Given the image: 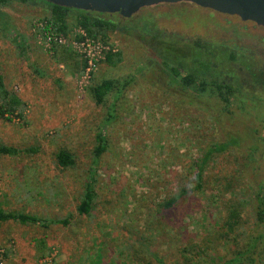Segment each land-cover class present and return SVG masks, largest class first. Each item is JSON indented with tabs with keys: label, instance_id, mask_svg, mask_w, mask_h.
<instances>
[{
	"label": "rangeland",
	"instance_id": "obj_1",
	"mask_svg": "<svg viewBox=\"0 0 264 264\" xmlns=\"http://www.w3.org/2000/svg\"><path fill=\"white\" fill-rule=\"evenodd\" d=\"M39 1L0 4V73L23 103L22 118L0 117V144L16 151L0 154V207L70 217L47 230L1 223L0 264H41L49 253L53 264H217L226 201L241 199L244 227L255 220V193L264 196V89L250 77L264 72V27L188 2L160 3L128 18L112 13L122 29L108 43L121 60L101 61L80 90L81 58L69 48L51 52L35 44L32 23L48 13ZM163 41L173 53L160 49ZM195 41L235 48L240 58L227 67L238 90L225 109L206 93L187 103L158 64L155 49L189 61ZM104 78L128 84L96 105L88 89ZM99 131L105 146L95 157ZM224 141L229 146L212 155L193 191L194 163L204 148ZM59 150L72 155V165L57 163ZM88 177L93 200L83 215L75 206ZM181 188L187 192L161 210ZM192 245L203 252L190 255Z\"/></svg>",
	"mask_w": 264,
	"mask_h": 264
},
{
	"label": "trees",
	"instance_id": "obj_2",
	"mask_svg": "<svg viewBox=\"0 0 264 264\" xmlns=\"http://www.w3.org/2000/svg\"><path fill=\"white\" fill-rule=\"evenodd\" d=\"M23 2L25 0H22ZM40 3L47 6L48 13L42 17V21H45L48 25H51L56 30L63 34L70 32V27H81L87 35L90 37L98 38L104 43L109 42V34L120 28L117 22L113 19V14L97 13L91 11H83L73 8H65L58 5H54L43 0ZM1 5H6V0H0ZM71 17L70 22L68 17ZM38 21V20H37ZM122 29V28H120ZM148 32L147 29H144ZM149 34V32H148ZM155 38L154 36H152ZM17 41V40H15ZM169 42H161L160 49H167V51L173 53L174 49L168 45ZM19 46V42H17ZM192 55L188 61V58L181 56L180 60H172L170 56L164 54L163 51L155 49V56L158 59V64L164 67L165 74L168 77L169 85L172 84L179 91L187 93L185 99L187 103L194 104L199 102L200 95L206 93L207 96L213 97L216 101L221 102L222 108L225 109L228 105L230 98L234 91L238 90V86L233 80L227 67L230 63L239 61L236 49L230 48L224 44H219L216 47L211 48L208 43L195 41L192 43ZM56 46L51 48V52L56 51ZM168 53V52H167ZM174 55V54H173ZM213 57L212 59H210ZM182 58L184 60H182ZM121 60L120 53H108L104 57V62L109 65H115ZM212 60H214L212 62ZM83 61L81 60L80 66L77 72L82 71ZM182 73V74H181ZM251 81L253 84H258L264 89V72L259 74H251ZM128 84V80H122L121 82L111 78L101 79L98 83L92 84L88 92L92 97L93 102L96 105L101 104L105 97L112 93L114 97L119 95L121 91ZM198 99V100H196ZM182 102V100H181ZM22 101L18 96L10 93L3 82V77L0 73V117L6 120L12 116L22 118ZM4 116V117H3ZM264 128V125H263ZM232 141H236L234 136L229 135ZM96 144L93 148V155L98 157L104 150L105 138L99 131L96 136ZM229 146V142L224 141L215 146H208L203 149L201 156L194 163V170L192 172L193 179L195 181L193 191L199 190L202 185V175L208 160L216 152L223 151ZM13 147H8L0 144V154L15 153ZM56 161L61 166H69L73 164L72 155L64 150H59L56 155ZM90 177L87 178L79 203L75 206V211L78 214H89L92 207L93 189ZM180 193L172 195L159 204L161 210H168L172 208L181 196H183L187 190L180 189ZM233 195V192H232ZM213 197V195H212ZM234 200H227L225 203V218L223 226L226 234L223 236L221 261L217 264H264V196L259 191L255 193L253 201L251 203V212L254 214L255 220L249 225L241 222V199H238L233 195ZM7 219H15L21 223H43L34 216L25 215L22 213L5 212L0 208V222ZM57 222L65 224L66 220H58ZM197 245H192L188 249L190 255H199L202 252H198ZM5 256L3 252H0L1 257ZM192 258H195L192 256ZM205 261H199L194 259L192 264H205Z\"/></svg>",
	"mask_w": 264,
	"mask_h": 264
},
{
	"label": "water",
	"instance_id": "obj_3",
	"mask_svg": "<svg viewBox=\"0 0 264 264\" xmlns=\"http://www.w3.org/2000/svg\"><path fill=\"white\" fill-rule=\"evenodd\" d=\"M65 8L97 13H117L123 18L135 15L140 9L160 3L188 2L212 9L220 14L233 15L264 27V0H43Z\"/></svg>",
	"mask_w": 264,
	"mask_h": 264
},
{
	"label": "built area",
	"instance_id": "obj_4",
	"mask_svg": "<svg viewBox=\"0 0 264 264\" xmlns=\"http://www.w3.org/2000/svg\"><path fill=\"white\" fill-rule=\"evenodd\" d=\"M31 31L35 38V44L43 50L50 51L55 46L65 47L71 49L81 58L84 65L77 77V86L80 90L88 84L105 55L115 52L113 45L90 37L81 27H75L68 34H63L45 21L38 20L32 23ZM53 257V253L43 256L41 264H53Z\"/></svg>",
	"mask_w": 264,
	"mask_h": 264
},
{
	"label": "crops",
	"instance_id": "obj_5",
	"mask_svg": "<svg viewBox=\"0 0 264 264\" xmlns=\"http://www.w3.org/2000/svg\"><path fill=\"white\" fill-rule=\"evenodd\" d=\"M3 211H5V212H12V213H22V214H25V215H31V216H34V217H36L37 219H39L42 223H43V225L42 224H38V223H21V222H18L17 220H15V219H7V220H4V221H1L0 222V224L1 223H3V222H6V221H14V222H17L18 224H21V225H38V226H40L41 228H43V229H48L49 228V225L51 224V223H55V224H60V225H62V226H65V225H68V220H69V217H70V214H69V217H68V215L67 216H65V217H63V218H55V219H50V218H46V217H40L38 214H35V213H31V212H27V211H25V212H18V211H14V210H4L2 207H0ZM91 211V210H90ZM62 219H65L66 220V223L65 224H61V223H59V222H57L58 220H62ZM9 256H11V255H9ZM4 264H8L7 263V261L4 263Z\"/></svg>",
	"mask_w": 264,
	"mask_h": 264
}]
</instances>
